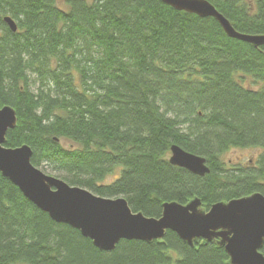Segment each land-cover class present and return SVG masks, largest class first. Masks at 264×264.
I'll list each match as a JSON object with an SVG mask.
<instances>
[{
	"label": "trees",
	"instance_id": "trees-1",
	"mask_svg": "<svg viewBox=\"0 0 264 264\" xmlns=\"http://www.w3.org/2000/svg\"><path fill=\"white\" fill-rule=\"evenodd\" d=\"M65 1L67 9L57 0H0V107L17 115L7 147L27 144L35 166L123 196L148 217H160L165 202L198 197L208 210L264 194V45L162 0ZM208 1L237 31L264 35V0ZM174 144L204 157L210 171L171 164ZM245 147L263 150L254 165L225 164L226 152ZM0 264L231 263L216 242L190 245L171 230L101 250L0 172Z\"/></svg>",
	"mask_w": 264,
	"mask_h": 264
},
{
	"label": "water",
	"instance_id": "water-1",
	"mask_svg": "<svg viewBox=\"0 0 264 264\" xmlns=\"http://www.w3.org/2000/svg\"><path fill=\"white\" fill-rule=\"evenodd\" d=\"M162 1L180 11L215 18L232 38L256 47L264 45L263 34L237 31L208 0ZM4 21L13 32L17 31L13 18L5 16ZM16 124V110L10 105L0 107V172L52 220L78 229L99 249L111 251L123 239L160 240L167 230H171L190 245L195 240L216 242L225 248L231 264H264L261 251L264 245V194L256 192L220 201L208 210L201 206L198 197L186 204L165 202L160 217H148L142 212H134L123 196H100L46 174L32 163L33 150L27 144L7 147V132ZM169 161L200 176L210 171L204 157L175 144L170 148Z\"/></svg>",
	"mask_w": 264,
	"mask_h": 264
},
{
	"label": "rangeland",
	"instance_id": "rangeland-1",
	"mask_svg": "<svg viewBox=\"0 0 264 264\" xmlns=\"http://www.w3.org/2000/svg\"><path fill=\"white\" fill-rule=\"evenodd\" d=\"M57 3L59 7L67 9L65 0H57ZM262 152L263 150L258 147L232 148L228 152H226L223 159L227 166L232 167L240 165L246 167L249 165H254ZM38 167L46 174L53 175L59 178H62L65 174L45 164H42ZM115 174H118V172H116ZM113 177L114 175H110L107 180L110 181L113 179Z\"/></svg>",
	"mask_w": 264,
	"mask_h": 264
}]
</instances>
